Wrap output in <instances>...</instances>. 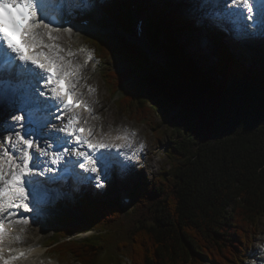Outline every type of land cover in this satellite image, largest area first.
<instances>
[{
  "label": "trees",
  "instance_id": "obj_1",
  "mask_svg": "<svg viewBox=\"0 0 264 264\" xmlns=\"http://www.w3.org/2000/svg\"><path fill=\"white\" fill-rule=\"evenodd\" d=\"M101 7L130 33L129 10ZM157 32L148 39L169 62L146 73L145 53L133 42L97 33L87 47L103 65L110 94L121 92L117 107L128 119L154 133L156 115L169 120L167 163L134 185L130 211L116 198L78 195L84 222L57 217L47 247L77 264H247L264 218V68L224 47L211 66L198 67ZM113 58L126 67H110ZM83 232L90 233L71 237Z\"/></svg>",
  "mask_w": 264,
  "mask_h": 264
},
{
  "label": "rangeland",
  "instance_id": "obj_2",
  "mask_svg": "<svg viewBox=\"0 0 264 264\" xmlns=\"http://www.w3.org/2000/svg\"><path fill=\"white\" fill-rule=\"evenodd\" d=\"M104 2H108L110 6L114 9H118V11L128 10V6L131 2L138 4L142 12L145 13L142 29L144 35L146 36L147 34L149 39L150 36L154 38L158 31V39L161 42H164L166 35H170L180 47V50L187 53L188 55L186 56L198 67L206 68L211 66L215 61L217 49L224 47L229 53L239 57V59L243 63L248 64V66H257L260 69L264 68V48H262L260 39L256 40V42L252 41L257 36V38H261L264 41V36L262 34L246 35L248 31L243 35L235 34L234 28L228 25L225 18H220L222 16L219 15L218 9L217 11L211 12L208 10L207 14L199 15L197 12L205 8L204 2H202L201 7L196 3H191L189 0H102V4ZM196 8L198 10H196ZM79 11L85 14L90 11V7L75 5L72 11H68L65 8L63 15L78 14ZM226 13H229V11ZM92 16L99 20V26L90 29L59 28L52 30L51 33L54 39L51 44L56 45L57 48L50 50L63 56V62L68 64L72 70L79 72L78 83L81 89L80 94H87V98L93 101L96 108L95 115L91 118V123L95 127L96 134L99 130L108 131L117 129L119 135L130 138L131 144H135L131 151V156L135 159L131 158L128 163L124 158L121 159L122 163L119 161L114 165L110 162L109 175L105 178L102 187H98V183H92L88 188H85L83 192V189L77 186L74 187V185L73 188L68 189V183L63 182L56 185L55 188L52 187V191L50 192L45 191L41 192V194H35L34 197L36 199L32 200L31 198V204L36 207V210L32 211L29 206L28 210L23 212L27 223L22 224V231L16 235V247L17 250L20 251H17L15 255L21 252L25 253V255L19 256L13 261V263L16 264L17 262L19 264H77L70 260L58 259L57 255L47 247L48 238L53 232L55 219L62 215H70L76 222L83 223L84 217L82 213L77 210L74 203L75 199H77L78 195H81L82 192L92 198H116L119 200L121 195H130L132 197L134 185L139 181L143 182L145 178L150 179L152 176L158 175L162 167H164L168 161L166 146L169 145V120L165 119L162 114L156 115L154 118L155 120L151 121V125L157 132L154 133L153 130L149 129L148 123L145 121L137 122L128 119V117L118 109V100L113 102L112 99H110L111 92L104 83L101 75L103 65L96 60L95 67H91V59H88L89 55L95 57L87 47L89 39L95 34L109 33L119 42L135 43L133 32L124 33L116 29L113 25V21L107 18L103 9L100 13L94 12ZM222 21L223 25H220ZM224 28H227V31L229 30V34L226 36L223 35V31H226ZM45 33L44 31L43 34ZM61 40L64 41L60 42ZM152 47L151 42L148 49L146 47L142 49L145 53V60L143 64H141L144 72L145 70L147 71V69L150 70V68L162 67L169 62V59L165 57L160 47L156 44L154 51L156 53L152 57L150 55L153 53ZM110 62V67L116 70L123 69L127 65L119 58H113ZM7 75L8 76L2 77V79L12 76L10 74ZM13 79L17 82L15 85H11L13 81L8 85L3 84L0 91L12 90L15 94V92L25 90L21 89L24 87L23 84H20L15 77H13ZM1 82L2 81H0V83ZM35 82L37 83V81ZM29 85L30 82L27 79V86ZM37 86L38 87L33 86L31 87L32 89H28L34 90L33 93L28 91L29 96H40L39 94L43 92V87L38 84ZM90 88L93 89V91H90ZM26 94L25 92L18 93L16 97H14L12 93L5 96H3L4 94L0 95V143H4L7 150H11L17 146L15 143V132L21 131V123L13 121L12 117L19 115L20 99ZM116 94L117 92L115 95ZM117 95L121 96V92L119 91ZM45 105L40 104L38 107H34L36 110L33 112L34 117H43L42 114L46 113L45 115H47L48 112L52 115L50 107L49 109H45L48 106ZM37 111L40 114H38ZM173 113L174 110H172V114ZM52 116H55V114ZM56 121L57 120H55V122ZM51 129V124H47L43 130L41 141L47 148L53 146V143L49 144L45 140L50 139L49 133ZM132 133H135V135H132ZM162 134L166 135L158 142L157 136ZM9 136L12 137V143L6 142V138ZM58 137L59 136H55L52 141L58 139ZM141 145H143V147H141ZM34 150L37 154H35V157L33 156V162L39 164L36 171L37 177L45 179V171L42 170V167L45 161L43 158L47 151L37 150L36 144L33 147V151ZM2 151L3 150L0 149V152ZM22 156L23 153L20 154L17 162H21ZM44 165L49 166L50 164L48 162ZM103 177L104 175H102V178ZM52 204L54 205L47 206ZM132 207L133 202L131 200L125 209L126 211H130ZM259 224L260 232L253 239L251 247L252 253L251 257L248 258L247 264H264V218L260 219ZM89 233L90 232L75 233L72 234V236L75 239L83 238Z\"/></svg>",
  "mask_w": 264,
  "mask_h": 264
},
{
  "label": "snow or ice",
  "instance_id": "obj_3",
  "mask_svg": "<svg viewBox=\"0 0 264 264\" xmlns=\"http://www.w3.org/2000/svg\"><path fill=\"white\" fill-rule=\"evenodd\" d=\"M48 6L49 0H0V60L10 70L17 69L20 74L31 76L37 82L43 81L44 87L50 95V101L44 102L39 100V96L27 94L22 96L19 109L22 114L12 117L13 121L27 125L23 127V134L21 131L15 132V143L24 146L21 162H17V158L7 150L5 144L0 143V149L3 150L0 152V211L3 210L5 203L12 206L14 201L24 202L28 200L30 194L33 196L36 194L35 185L38 181L35 169L39 167V164L33 162V154L29 151L35 146L36 141L25 137L40 135L47 121H36L33 126V107H38L41 103L47 104L48 107H55L59 104L63 106L64 110H69L81 103V100L75 96V84L71 79L76 73L63 62V56L55 51L42 50L57 48L56 45L46 44L43 40V30H48L46 34L49 40L54 39L51 35V24L45 23ZM231 6L243 10L246 13V20L264 26V0H231ZM92 58L89 55L88 59ZM0 81H2V75H0ZM89 90L93 91L91 88ZM39 95H43V93ZM84 106L91 111L86 103ZM73 119H78V117ZM60 131L66 134L63 138L65 142L74 137L77 143L86 144L93 153H100L93 158L90 153L76 152L77 157H82L87 162L80 163L79 167L98 174L97 179L101 173L107 178L110 170L107 156L100 150L116 149L119 151L126 146L106 143L103 140L93 143L89 139L91 131L89 130L87 135L83 134L85 129L74 126L72 119ZM49 135H55V133H49ZM117 139H121V137H117ZM6 142L12 143V137H7ZM64 151L68 150L64 149ZM60 155V153H54L52 162L57 163ZM102 186L103 182L101 181L98 187ZM23 206L28 207L27 203H24ZM23 222L27 223V220ZM5 234L4 224L0 222V245L3 244ZM23 255H25L23 252L8 258L0 255V264H13V261Z\"/></svg>",
  "mask_w": 264,
  "mask_h": 264
},
{
  "label": "bare ground",
  "instance_id": "obj_4",
  "mask_svg": "<svg viewBox=\"0 0 264 264\" xmlns=\"http://www.w3.org/2000/svg\"><path fill=\"white\" fill-rule=\"evenodd\" d=\"M191 3H196V4H198V5H200V7H201V4H202V2H204L205 3V5H204V9H201V10H199V12H197L199 15H205V14H207L208 13V10L211 12V11H217V9H218V13H219V15H221L222 17H220V18H225V20H226V22L228 23V25H231V19H236V18H238V15H239V12L236 10V8L235 7H232L231 6V0H226L225 2H221V1H219V0H214V4L213 5H211V4H209V2H208V0H189ZM193 5V4H192ZM207 7V8H206ZM196 10H198L197 8H196ZM229 11V13H226V12H228ZM215 15V14H214ZM223 25V21L220 23V25ZM207 25V24H206ZM241 25H242V23H241ZM231 28V27H230ZM233 28V27H232ZM142 29H143V27H141V31H140V39L143 41V42H146V44H148V42L149 43H151L150 41H149V39H148V37H147V34H146V36L144 35V31H142ZM224 29H226V31L224 30L223 31V35L224 36H226V35H228L229 34V30L227 31V28H224ZM52 30H54V29H52ZM230 32H231V29H230ZM263 36H264V29L262 30V33H261ZM258 37V36H257ZM257 37H255L252 41H255L256 42V40H259L260 39V43H261V45H262V48H264V41H263V39H261V38H257ZM195 39V38H194ZM58 40V39H57ZM62 41H64V40H61L60 42H62ZM58 42V41H57ZM220 43V42H219ZM221 44V43H220ZM148 49V48H147ZM217 50H219V49H217ZM155 51V49L153 50V53H151L150 55L153 57L154 56V54L156 53V52H154ZM217 53V52H216ZM234 55V54H233ZM237 57V56H236ZM238 59H239V57H237ZM7 74H10V73H5V74H3L2 75V77H5V76H8ZM1 75V74H0ZM11 75V74H10ZM14 75H22V74H20L19 72H18V70L17 69H15V71H14ZM13 77L14 76H10V77H8V78H10L12 81H13V83L11 84V85H15L17 82L13 79ZM8 85L7 84V82H1L0 83V88H1V86L2 85ZM20 84H23V86L25 87V86H27V82H25V83H23L22 81H20ZM31 85V84H30ZM17 86V85H16ZM41 86V85H40ZM33 87V86H32ZM41 87H43V86H41ZM35 88V87H34ZM21 89H23V88H21ZM32 89V88H31ZM3 91H5V92H3ZM3 91H0V95H2V94H4L3 96H5V95H9V93H13L14 94V92L12 91V90H3ZM19 92H15V96L14 97H16L17 96V94H18ZM21 93V92H20ZM37 93V92H36ZM12 94V95H13ZM40 97V100H41V102H44V101H50V95L48 94V90L46 89V94H44V95H40L39 96ZM3 103H4V101H3ZM42 105H45L44 103H41ZM47 105V104H46ZM45 105V106H46ZM44 106V107H45ZM43 107V106H42ZM39 109V108H38ZM44 109V108H43ZM52 109H55L54 111L52 110ZM50 111L52 112V115L54 114L53 112H55V113H57V106H55V107H50ZM43 112V111H42ZM47 112V111H46ZM46 113H43L42 114V116L43 117H41V118H45V117H47V115H45ZM51 115V116H52ZM52 117H54V116H52ZM55 118V117H54ZM69 123V121L68 120H63L62 121V124H64L65 126L67 125ZM15 127H17V126H15ZM59 132V133H58ZM50 133H55V135H50V136H52V137H55V136H59L58 138H62V136H63V133H62V131H60L59 129H58V131L56 130V128H55V125H52V129H51V131H50ZM60 134V135H59ZM46 140V139H45ZM70 140H72V139H70ZM70 140H68V141H70ZM59 142V141H58ZM73 143V142H72ZM69 147H71L70 145H68ZM34 157H35V154H34ZM67 158V157H66ZM45 161L43 162L44 164H47L48 162H49V166H53V157L51 156V154H49V153H47L46 155H45V157L43 158ZM131 160V159H130ZM120 161V158H119V156L115 153L113 156H111V163L114 165V164H116L117 162H119ZM112 165V166H113ZM115 167V166H114ZM37 181H38V184L41 186V188H42V190H40V194H41V192H45V191H48L49 190V187L48 186H46V183H44V182H42L40 179H37ZM48 192H50V191H48ZM42 203H45V202H42ZM31 207V206H30ZM31 209H34L33 207H31ZM16 226H18V225H16ZM7 238V239H6ZM17 237H15V235L13 234V233H10V232H6V234H5V237H4V245H5V247L6 248H9V247H11V246H13V244H11V246H9L7 243H9L10 242V240H13L14 242L13 243H15V239H16ZM6 239V240H5ZM13 264H16V263H13ZM17 264H19L18 262H17Z\"/></svg>",
  "mask_w": 264,
  "mask_h": 264
}]
</instances>
